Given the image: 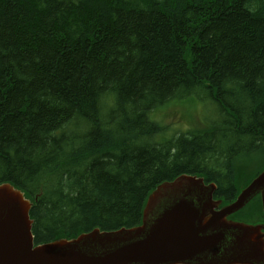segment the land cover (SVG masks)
<instances>
[{"label":"trees","instance_id":"16d2710c","mask_svg":"<svg viewBox=\"0 0 264 264\" xmlns=\"http://www.w3.org/2000/svg\"><path fill=\"white\" fill-rule=\"evenodd\" d=\"M191 98L214 120L155 142L160 108ZM252 162L264 0H0V185L31 202L35 244L134 227L181 175L231 202ZM236 218L260 223L258 197Z\"/></svg>","mask_w":264,"mask_h":264},{"label":"water","instance_id":"95a60500","mask_svg":"<svg viewBox=\"0 0 264 264\" xmlns=\"http://www.w3.org/2000/svg\"><path fill=\"white\" fill-rule=\"evenodd\" d=\"M215 191L182 175L148 194L134 227L35 244L30 202L1 184L0 264H264V229L232 219L257 195L264 215V171L228 204Z\"/></svg>","mask_w":264,"mask_h":264},{"label":"rangeland","instance_id":"374dc122","mask_svg":"<svg viewBox=\"0 0 264 264\" xmlns=\"http://www.w3.org/2000/svg\"><path fill=\"white\" fill-rule=\"evenodd\" d=\"M192 110H194V113ZM214 111H216V106L214 104L203 103L196 98L183 99L178 103H171L160 108L156 113L157 120L166 130L163 134L155 137V142H161L159 137L170 138L181 133L200 130L203 126L214 120ZM150 117L156 121L152 114ZM239 181L241 189L247 187L248 183L246 181V176L242 175ZM237 220L252 224V221L249 220Z\"/></svg>","mask_w":264,"mask_h":264},{"label":"bare ground","instance_id":"6f19581e","mask_svg":"<svg viewBox=\"0 0 264 264\" xmlns=\"http://www.w3.org/2000/svg\"><path fill=\"white\" fill-rule=\"evenodd\" d=\"M243 189H245V188H243ZM253 225H257V226H259L261 229H264V224H260V223H257V224H253Z\"/></svg>","mask_w":264,"mask_h":264},{"label":"flooded vegetation","instance_id":"af4514ba","mask_svg":"<svg viewBox=\"0 0 264 264\" xmlns=\"http://www.w3.org/2000/svg\"><path fill=\"white\" fill-rule=\"evenodd\" d=\"M258 221L260 222L261 225L264 224V219L263 220L258 219Z\"/></svg>","mask_w":264,"mask_h":264}]
</instances>
